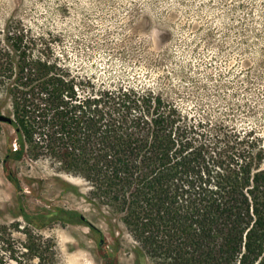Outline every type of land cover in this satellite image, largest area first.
<instances>
[{
	"label": "rangeland",
	"instance_id": "rangeland-1",
	"mask_svg": "<svg viewBox=\"0 0 264 264\" xmlns=\"http://www.w3.org/2000/svg\"><path fill=\"white\" fill-rule=\"evenodd\" d=\"M8 28L24 32L28 54L64 75L78 100L160 96L176 108L181 131L203 133L197 142L222 153L248 143L264 149V0H0V60L8 53L15 66ZM14 85L15 78L0 83V114L35 123L51 113L18 116ZM45 132L38 129L15 159L8 153L19 147V128L0 120V259L31 256L23 245L43 237L55 245L57 264H107L102 249L118 255V264H163L140 252L141 227L125 222L113 188L99 189L94 162H62L58 145L40 140ZM60 209L99 228L103 248L89 226L58 219Z\"/></svg>",
	"mask_w": 264,
	"mask_h": 264
},
{
	"label": "trees",
	"instance_id": "trees-1",
	"mask_svg": "<svg viewBox=\"0 0 264 264\" xmlns=\"http://www.w3.org/2000/svg\"><path fill=\"white\" fill-rule=\"evenodd\" d=\"M8 32L19 62L14 66L5 54L0 83L15 78L9 92L18 116L38 118L51 110L35 123L14 121L19 147L9 156L21 159L38 129L47 128L40 140L58 145L56 156L62 162H94L91 172L99 189L106 194L113 188L125 222L141 227L140 252L163 264H264V149L248 143L222 153L218 145L203 143L205 149L197 142L203 133L181 131L176 108L160 96L104 93L78 100L64 75L28 54L31 41L24 32ZM55 215L89 226L103 248L102 231L83 214L60 209ZM4 228L0 225V241ZM23 247L31 256L13 257L15 263L2 258L0 264H57L55 245L46 238ZM102 255L107 264H118V255L103 249Z\"/></svg>",
	"mask_w": 264,
	"mask_h": 264
},
{
	"label": "water",
	"instance_id": "water-1",
	"mask_svg": "<svg viewBox=\"0 0 264 264\" xmlns=\"http://www.w3.org/2000/svg\"><path fill=\"white\" fill-rule=\"evenodd\" d=\"M1 120H4V121H7V122H11V123H14V121L12 120V118L10 117H6V116H2Z\"/></svg>",
	"mask_w": 264,
	"mask_h": 264
}]
</instances>
